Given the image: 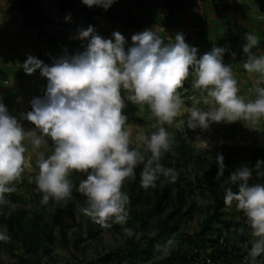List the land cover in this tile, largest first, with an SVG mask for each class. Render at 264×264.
<instances>
[{
    "label": "clouds",
    "instance_id": "obj_1",
    "mask_svg": "<svg viewBox=\"0 0 264 264\" xmlns=\"http://www.w3.org/2000/svg\"><path fill=\"white\" fill-rule=\"evenodd\" d=\"M114 2L120 0H82L89 8L98 6L105 10ZM113 38L106 40L95 35L90 26L79 30V39L89 40L83 53L61 58L51 67L32 56L23 63L26 74L39 69L48 84L44 98H34L32 110L20 115L34 125L32 130L26 131L0 103V204L7 203L5 195L16 190L12 185L28 167L25 142L35 150L47 137L52 142V152L47 158L40 154L36 161L39 172L35 183L37 191L43 194L41 203L70 198L73 187L70 174L85 173L87 178L80 180L77 189L86 197L80 212L103 228L126 225L129 196L122 186L127 178L135 177L137 165H144L141 172L144 189L155 188L161 176L170 183L177 179L174 169L160 163L162 154L172 145V136L164 125H172L181 114L184 101L177 90L183 87L190 71L195 77L193 88L199 90L203 104L209 107L206 111L196 104L187 108L189 129H207L210 123L241 120L255 125L264 118V55L252 52L258 43L255 35L247 33L243 46L247 55L244 69L249 74H258L253 86L256 98L248 102L238 95V81L232 68L223 63L225 48L214 47L197 59V49L185 42L183 34H177L173 43L164 44L157 31L145 30L132 36L133 46L127 51L126 40L119 32L113 33ZM195 42L189 39L190 44ZM122 92L127 95L122 96ZM125 99L147 105L158 122V130L150 136L143 133L138 136L151 153L147 160L138 149H130L127 117L122 114ZM223 161L224 157L217 154L216 180L224 175ZM262 165L264 161L258 160L254 168L247 165L237 168L226 183L238 185V191L234 192L232 187L224 190V203L236 202L255 238L247 257L249 264H257L256 258L264 254V185L249 184L253 171L264 176V171H260ZM122 231L129 238L136 235L126 226ZM8 239L6 231H0V241Z\"/></svg>",
    "mask_w": 264,
    "mask_h": 264
},
{
    "label": "trees",
    "instance_id": "obj_2",
    "mask_svg": "<svg viewBox=\"0 0 264 264\" xmlns=\"http://www.w3.org/2000/svg\"><path fill=\"white\" fill-rule=\"evenodd\" d=\"M41 1L18 0L25 14L26 25L38 26L40 34L44 35L46 26L53 23L54 18L52 15L43 14ZM52 1L63 13L85 14L93 23H96L95 19L98 16L109 17L126 24L138 23L135 18L126 15L115 2L105 10L98 6L89 8L82 0ZM261 10L264 13V3ZM193 81L185 80L183 85L188 89L193 87ZM143 107L145 106H141L142 109ZM175 139L176 143H172L170 150L163 153L160 160L165 168H172L178 174L175 183H170L161 176L156 181L155 188H142L143 164L137 165L134 169V178H127L123 183L122 191L129 196V219L126 227L131 228L136 235L129 238L123 233L122 226L113 224L124 242L97 259H86L80 264H203L201 260H206L210 256L214 264H232L250 251L252 242L249 237L250 226L247 220L241 217L242 211L238 209L235 201L231 205L224 203V190L232 187L234 192L238 191V185L226 183L228 177L241 166L254 168L258 160L264 161V152L255 148L250 158L243 159L239 151L241 147L230 145L226 148H217L209 156L205 151H196L180 130L175 132ZM217 154L224 157L225 165L224 175L220 180H216ZM144 155L146 160L150 157L148 154ZM33 167L38 173L36 163ZM260 171H264V165ZM25 172L26 168L21 178L12 185L15 189L28 183L23 175ZM72 177L69 178L73 185L70 200H73L74 195L85 206L86 197L77 189L80 180L86 179L87 174L73 172ZM249 184L264 185V176H258L253 171ZM33 195L32 208H28L26 203L19 204V200L22 199L16 190L5 195L7 203L0 204V227L6 228V234L10 237L0 243L11 248H15L14 241L21 243L18 247L22 252L14 254L15 264H50L53 258V245H56L58 240L57 228L63 245H71L68 232L59 215L60 207L55 209L57 201L50 199L42 204L43 194L37 191L36 185ZM198 196L210 199L205 207L198 205ZM12 205L16 207L12 209ZM199 211L205 213L201 224L191 233L185 232L184 227L193 221ZM240 226L243 228L242 232H239ZM79 227L80 230L72 243V246L78 249L86 250L93 240L100 239L103 232L101 225L84 215ZM236 235L237 240L233 237ZM222 237L230 246H220L219 240ZM234 250L238 252L234 253ZM259 258H264V254L256 259Z\"/></svg>",
    "mask_w": 264,
    "mask_h": 264
},
{
    "label": "crops",
    "instance_id": "obj_3",
    "mask_svg": "<svg viewBox=\"0 0 264 264\" xmlns=\"http://www.w3.org/2000/svg\"><path fill=\"white\" fill-rule=\"evenodd\" d=\"M263 3L264 0H226L224 10L216 11L212 6V0H128L127 6L124 8L123 5L120 8L124 12L126 11V15L135 18L137 24H126L114 21L109 17L98 16L96 21H103V24L97 21L93 29L95 35L106 40H114L113 33L119 32L126 40L125 51L133 46L132 36L145 30L157 31L164 40V44L173 43L177 34H183L185 42L190 47L197 49V59L211 52L214 47L223 48L225 40V42L227 41L226 54L222 60L225 66L232 68L234 77L238 81V95H243L246 99L253 97L252 100H254L255 92L248 95L246 89L253 90L258 74H249L244 69L243 64L247 55L243 52V46L246 43V34H253L258 38V43L252 52L257 56L264 55V13L261 10ZM196 4L200 6L198 7ZM2 7L0 5V11ZM56 8H59L57 4L53 9ZM57 13L59 14L61 11ZM2 14L6 15L8 21L14 22L12 25L17 29L13 28L10 23L5 27L0 21V76L4 77L0 81V95L3 94L4 105L14 112L15 118L23 124H29L30 122L22 120L20 115L32 110L31 101L34 98H44L48 81L41 75L39 69L31 75L26 74L22 67L23 63L28 56H32L42 61L44 65L51 67L61 58H71L83 53L89 40L79 39V30L89 28L88 20L86 15H72L69 12L66 14L70 18L58 16V19H55L54 17L56 21L54 20L53 26L48 30V33L43 35L49 38H45L48 39V44L42 48L40 40L44 37L33 38L30 35L32 29L20 27L17 23L18 20L13 21L11 12L1 11L0 17L3 16ZM15 17L17 16L15 15ZM194 25L200 27L201 32H198L199 37L196 42L190 44L189 37ZM12 34H14L13 38ZM8 70L13 72L15 79H9L11 73ZM194 79L195 77L190 71L186 80ZM6 80L8 83H5ZM126 95L122 92V96ZM124 102L125 107L122 114L125 116H130L135 110H141V105L136 106L127 99ZM142 106L150 110L147 105ZM130 107L134 109H130ZM258 122L264 123V118ZM230 127L231 130L236 127L238 130L247 131L249 125L245 127L242 121H236ZM231 133L235 134L236 131H231Z\"/></svg>",
    "mask_w": 264,
    "mask_h": 264
},
{
    "label": "rangeland",
    "instance_id": "obj_4",
    "mask_svg": "<svg viewBox=\"0 0 264 264\" xmlns=\"http://www.w3.org/2000/svg\"><path fill=\"white\" fill-rule=\"evenodd\" d=\"M124 1L125 0H123L122 2L120 0V2H116V4L117 5L120 4L121 7L124 5L125 8L127 6L126 3L128 2V0H126V2ZM0 5L3 6L1 8V11L11 12V17H13L12 18L13 21L18 20L17 23L18 25H20V27H22L23 29L31 28L32 30L30 31V35H32L33 38L37 39L40 37L41 38L44 37L43 35L40 34V28L38 26L36 27H31V26L29 27L28 25L26 26L25 14L21 10L20 3L18 2V0H0ZM40 5L42 7L43 14L52 15V17L53 18L55 17V19H58V16L69 18V15L63 13L59 8L58 9L56 8L57 11L56 9H53L56 6V3L52 0H42ZM59 11H61V13L58 14L57 12ZM2 15L5 17L1 16L0 21L4 24L5 27H7V24L9 23L10 25L14 23L8 21L6 19L5 14ZM15 15L17 17H15ZM82 15L85 16V14ZM86 19L88 20L87 22L89 27L91 26L93 28L95 23L90 21L88 17ZM97 21L98 23L103 24V21L100 20ZM53 23L51 25L46 26L47 33L48 30H50L51 27L53 26ZM14 27L16 26H13V28ZM11 36L13 38L14 34H12ZM45 38L48 37L45 36L43 39L40 40V45L42 46V48L46 44H48L49 38L48 39ZM226 46L227 45L224 44L223 48H226ZM8 71L11 73L10 75L11 77L9 79L12 80L15 79L13 72L11 70ZM3 78L4 77L0 76V81H2ZM177 91L178 94L181 96L182 100L184 101V106L181 109V114L174 119L172 125H167V124L164 125L166 131H168L172 136L173 144L176 143L175 132L177 130H180L185 134L188 142L196 151H205L209 156L213 154L217 148L220 147L226 148L230 145L241 147L239 148L240 149L239 151L243 159L250 158V154L255 148H259L264 152V123L261 124L260 122H257L256 125H253L250 122L241 120L243 122V126L246 127V125H249L248 130L247 131H244V129L238 130L235 127L234 129L236 131L235 134H232L233 132L231 133V131H234L231 130L230 127V125L233 123H228V122L210 123L207 129H203L200 127H197L195 129H189L187 127V120H188L187 108L193 106V104H196V106L201 108L202 110L204 109L208 110L206 108L209 106L203 104L200 98L199 90H196L193 87H189L187 89L183 85V87L178 89ZM251 92H253L252 89H246V93L248 95H250ZM2 96L3 94L0 95V103L4 104L3 101L4 99ZM239 96L243 98L245 102H248V100L253 99V97H250L251 99H246L243 95H239ZM198 100L200 102L196 103V101ZM6 109L11 116L16 117L14 115V112H11V110H9L8 108ZM130 109H134V108L130 107ZM126 117H127L126 126L130 131V138H131L130 149H138L144 154L151 155V153L148 152L144 147V145L138 140L139 134L143 133L145 135L150 136L153 132L158 130L159 127L158 122L156 118L152 115L151 110H147L146 107H144L143 109L141 108V110L133 111V113H131L130 116L127 115ZM19 122L26 131L34 129V125H32L31 123L23 124L21 121ZM229 133L230 135H227ZM25 143L28 147V152L25 155L29 163H28V167H26V172L23 175L28 180V183L16 189V193L22 199L19 200V204L26 203L28 208H32L34 207L33 190H34V186L36 185L35 176L38 174L37 171L36 172L34 171L33 166L38 160L40 154H43L45 158H47V156L51 154L53 146L51 140L47 137H45V143L42 144L39 149L33 150L30 144H28L27 142ZM261 150L259 151V153H261ZM69 178L70 179L73 178L72 174H70ZM72 198L73 200H70V198H66L65 200L57 201V207L55 208L57 209L58 207H60L59 215L68 232V237L71 241V245L69 246L63 245L61 239L59 238V229L57 228L56 235L58 236V240L56 242V245H53V250H52L53 262L51 261L50 264H80V262L86 259L89 260L97 259L98 257L106 254L108 251L115 249L119 243L122 244L124 242V239L122 238L121 234L116 231V228H114V226H112L111 228H103V232L100 239L95 241L93 240L86 250L78 249L72 246V243L74 242V239L80 230L79 223H81L83 219V214L80 212V208L83 206L82 203L74 195ZM209 201H210L209 198H203L200 196L197 197L198 205L201 207H205ZM72 205L74 206L72 207ZM15 207H16L15 205H12L11 208L14 209ZM204 214L205 213H203L202 211H199V213H197L193 221H191L188 225L184 227L185 232L191 233L194 229H196L199 226V224H201L202 219L205 216ZM236 219L237 217L234 218V220ZM125 226L126 225L122 227ZM0 230L6 231L7 233L6 228L0 227ZM249 234H250L249 235L250 239L253 241L255 238L251 235V230H249ZM233 237L235 238V240H237L238 236L236 235ZM14 242H15L14 243L15 248H11V246L4 245V243L2 245L0 243V264H15L16 258L14 254L21 253L22 250L20 247H18L20 246L21 243L18 241H14ZM45 262L46 259H44V263Z\"/></svg>",
    "mask_w": 264,
    "mask_h": 264
},
{
    "label": "built area",
    "instance_id": "obj_5",
    "mask_svg": "<svg viewBox=\"0 0 264 264\" xmlns=\"http://www.w3.org/2000/svg\"><path fill=\"white\" fill-rule=\"evenodd\" d=\"M115 1H118V0H115ZM223 3H224V0H213V6H214V8L216 9V10H222L223 9ZM196 6H200L199 4H196ZM191 35H190V42L191 43H193V42H195L197 39H198V35H199V33L198 32H201V29H200V27H198L197 25H194V26H192V28H191ZM241 217L242 218H245L246 220H247V218H246V216L244 215V213L242 212V214H241ZM248 224V223H247ZM249 225V224H248ZM242 230H243V228H242V226H240V228H239V232H242ZM219 244H220V246L221 247H224V246H230L227 242H225V239H224V237H222L220 240H219ZM210 250V249H209ZM208 250V251H209ZM234 253L236 252H238L237 250H234L233 251ZM249 253V252H248ZM248 253H246V254H244L241 258H239L238 260H236V261H234L232 264H249V260L247 259V257H248ZM201 262L204 264V263H206V264H214V261L212 260V257L210 256V257H208V259H206V260H201ZM263 262H264V258H259V259H257V264H263Z\"/></svg>",
    "mask_w": 264,
    "mask_h": 264
}]
</instances>
